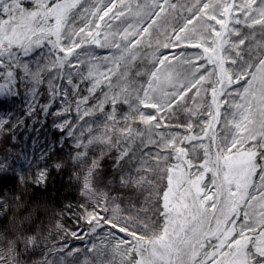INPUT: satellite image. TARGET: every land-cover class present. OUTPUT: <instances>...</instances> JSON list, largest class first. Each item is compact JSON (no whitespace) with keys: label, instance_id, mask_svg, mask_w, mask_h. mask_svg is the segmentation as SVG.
I'll list each match as a JSON object with an SVG mask.
<instances>
[{"label":"snow or ice","instance_id":"1","mask_svg":"<svg viewBox=\"0 0 264 264\" xmlns=\"http://www.w3.org/2000/svg\"><path fill=\"white\" fill-rule=\"evenodd\" d=\"M45 84L80 195L112 212L85 209L116 230L94 264H264V0H0V103L23 88L32 114ZM16 199L0 264H54Z\"/></svg>","mask_w":264,"mask_h":264},{"label":"trees","instance_id":"2","mask_svg":"<svg viewBox=\"0 0 264 264\" xmlns=\"http://www.w3.org/2000/svg\"><path fill=\"white\" fill-rule=\"evenodd\" d=\"M161 51L167 53L169 49ZM20 91L19 96L0 103V118L6 117L11 125H5L7 131L0 130V161L6 160L9 165V171L0 175V199L10 202L8 215L0 217V226L8 225L16 212L15 205L19 202L16 198L19 197L38 216L33 227L41 234V251L33 254V259L41 261L43 252L54 264H94L97 257L95 252L88 251L87 245L97 244L106 231L116 230L101 220L96 232H90L92 225L83 218L87 215L85 209L99 212L105 218L112 216L111 209L104 212L94 201L86 204L80 195V183L73 174L80 168L71 162L69 155L74 149L70 141H65L61 147L62 133L53 123L58 118L46 117L39 112V105L49 100L47 85L41 86L43 95L38 97L37 111L32 114H29L25 100L27 94L23 88ZM60 161L65 166L57 170L53 165ZM45 167L48 169L46 182L36 183L38 173ZM104 175L106 178L112 175L111 160L104 162ZM120 219L123 222V217ZM73 232L83 238L77 239ZM61 245L67 247L60 251ZM71 249L77 251L66 255Z\"/></svg>","mask_w":264,"mask_h":264},{"label":"rangeland","instance_id":"3","mask_svg":"<svg viewBox=\"0 0 264 264\" xmlns=\"http://www.w3.org/2000/svg\"><path fill=\"white\" fill-rule=\"evenodd\" d=\"M78 51H81V50H78ZM95 51L96 52H101V51H103V50H101V49H95ZM181 51H183V52H185V53H188V54H194V53H196L197 51H199V50H197V49H174V50H169L167 53L168 54H172V53H179V52H181ZM70 69H68V68H65L64 69V71L65 72H67V71H69ZM25 100H26V103H28V105L30 104V102H31V97L27 94V96H26V98H25ZM145 111H150V110H145ZM109 232H113L112 230H109ZM107 233H108V231H106L105 233H104V237H101V239H104L105 238V236L107 235ZM118 235H120V236H123V234H118ZM101 239H98L99 240V242L97 243V246H99L100 247V240ZM98 247V248H99Z\"/></svg>","mask_w":264,"mask_h":264}]
</instances>
